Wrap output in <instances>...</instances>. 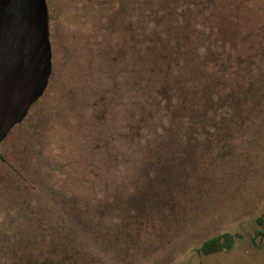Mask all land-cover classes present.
I'll return each instance as SVG.
<instances>
[{"label": "rangeland", "instance_id": "obj_1", "mask_svg": "<svg viewBox=\"0 0 264 264\" xmlns=\"http://www.w3.org/2000/svg\"><path fill=\"white\" fill-rule=\"evenodd\" d=\"M160 1L46 0L49 83L0 145V264H264V0H211L168 65L145 48Z\"/></svg>", "mask_w": 264, "mask_h": 264}, {"label": "water", "instance_id": "obj_2", "mask_svg": "<svg viewBox=\"0 0 264 264\" xmlns=\"http://www.w3.org/2000/svg\"><path fill=\"white\" fill-rule=\"evenodd\" d=\"M51 73L46 0H0V143L43 96Z\"/></svg>", "mask_w": 264, "mask_h": 264}, {"label": "trees", "instance_id": "obj_3", "mask_svg": "<svg viewBox=\"0 0 264 264\" xmlns=\"http://www.w3.org/2000/svg\"><path fill=\"white\" fill-rule=\"evenodd\" d=\"M178 1L180 0L160 1L162 7L167 10L170 8L169 12L167 11L164 16L160 18L164 25L163 38L161 39L159 36H155L152 37L151 40L148 39L146 41L148 43V46L145 47L147 54L151 55V57L160 64L168 65L169 56L173 53L172 50H170L173 42L174 48L175 46H183L184 41L188 42V37L192 33L189 26L191 18H199L202 23L208 22L207 17L210 15V8L213 4L211 0H185L184 12L181 13L182 19H185V25L177 26L175 25V20L172 19L173 11L171 8L174 9V5ZM206 42L208 45L210 44L209 39H207ZM152 44H157V52L154 51ZM194 95L191 98H193ZM235 238L236 236L229 233H223L219 236L213 237L201 245L200 253L207 256L224 250L230 251L234 245Z\"/></svg>", "mask_w": 264, "mask_h": 264}, {"label": "flooded vegetation", "instance_id": "obj_4", "mask_svg": "<svg viewBox=\"0 0 264 264\" xmlns=\"http://www.w3.org/2000/svg\"><path fill=\"white\" fill-rule=\"evenodd\" d=\"M30 109H31V108H30ZM28 112H29V111H28ZM25 118H26V117H25ZM24 120H25V119H24ZM24 120H23V121H24ZM23 121H22V122H23ZM20 124H21V123H20ZM18 125H19V124H18ZM16 126H17V125H16ZM13 128H14V127H13ZM13 128H12V129H13ZM12 129H11V130H12ZM11 130L9 131V133L7 134V136L4 138V140L0 143V145H1V144L6 140V138L9 136Z\"/></svg>", "mask_w": 264, "mask_h": 264}]
</instances>
